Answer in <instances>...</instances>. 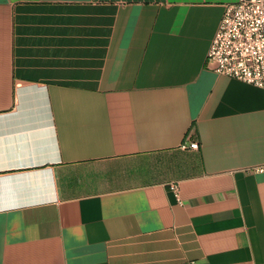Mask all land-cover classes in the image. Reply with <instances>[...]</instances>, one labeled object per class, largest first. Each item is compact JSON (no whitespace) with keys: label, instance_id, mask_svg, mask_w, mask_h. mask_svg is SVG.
<instances>
[{"label":"crops","instance_id":"0c3cea01","mask_svg":"<svg viewBox=\"0 0 264 264\" xmlns=\"http://www.w3.org/2000/svg\"><path fill=\"white\" fill-rule=\"evenodd\" d=\"M235 1L0 0V264H264V88L207 67Z\"/></svg>","mask_w":264,"mask_h":264},{"label":"built area","instance_id":"2783aa9c","mask_svg":"<svg viewBox=\"0 0 264 264\" xmlns=\"http://www.w3.org/2000/svg\"><path fill=\"white\" fill-rule=\"evenodd\" d=\"M207 67L264 88V0H237L225 5L208 51ZM199 145L194 141L183 147L196 149ZM171 187L180 199L178 184Z\"/></svg>","mask_w":264,"mask_h":264}]
</instances>
